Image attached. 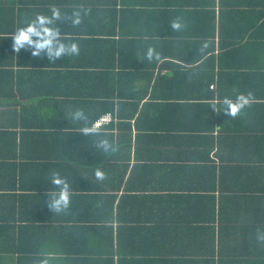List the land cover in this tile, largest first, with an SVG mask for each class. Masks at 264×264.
I'll use <instances>...</instances> for the list:
<instances>
[{"label":"crops","instance_id":"obj_1","mask_svg":"<svg viewBox=\"0 0 264 264\" xmlns=\"http://www.w3.org/2000/svg\"><path fill=\"white\" fill-rule=\"evenodd\" d=\"M51 4L87 9L56 22L78 51H13L16 24ZM249 91L235 116L219 108ZM87 96L95 112L114 104L94 134L93 108L71 115ZM54 172L70 192L59 213ZM258 233L264 0H0V264H264Z\"/></svg>","mask_w":264,"mask_h":264},{"label":"clouds","instance_id":"obj_2","mask_svg":"<svg viewBox=\"0 0 264 264\" xmlns=\"http://www.w3.org/2000/svg\"><path fill=\"white\" fill-rule=\"evenodd\" d=\"M50 12H35L16 24L14 30L11 32L12 49L15 52L21 50H30L33 56L39 57L41 53L48 55L49 59H54L57 56L64 55L67 51H78L75 43L66 44L62 39V34L59 31V26L56 23L62 16V9H70V15L74 24H78L82 10L87 11L84 5L72 4L70 6H61L58 4L49 5ZM173 29H182L183 22L180 18L174 19L171 22ZM201 51L208 47V42L202 41L199 45ZM145 56L149 61L159 58V52L154 46H149L145 51ZM252 93L249 91L238 92L235 95H224L219 101V108L225 111L229 116H235L238 112L244 109L251 103ZM72 119H84L82 109L77 108L72 114ZM81 130L85 134H94L99 132L100 122L95 118L91 124L85 123L81 125ZM98 146H102L107 151H116L115 141H109L108 138H103L98 142ZM97 179H104L105 172L97 167L93 171ZM53 185L58 186L51 193L50 206L57 212H61L68 207L70 202V192L68 189V182L65 177L54 172L51 176ZM264 238L258 233V239ZM42 258L34 260L33 264H56L54 256L49 254H42Z\"/></svg>","mask_w":264,"mask_h":264},{"label":"trees","instance_id":"obj_3","mask_svg":"<svg viewBox=\"0 0 264 264\" xmlns=\"http://www.w3.org/2000/svg\"><path fill=\"white\" fill-rule=\"evenodd\" d=\"M104 73H106V72H104ZM150 78H152V77H150ZM213 80V77L211 78V81ZM117 93V95H118V93H119V91H117L116 92ZM81 108L84 110L83 112H86L87 110H90L91 108H93L94 109V103L92 102V99L91 98H89L88 96H87V100H83V101H81ZM114 106V104L113 105H111V106H104V107H102L101 109H99V110H97L96 112H95V109H94V115H93V117L92 118H100L101 117V115H102V113H104V112H106V111H108L109 109H112V107ZM91 111V110H90ZM92 112V111H91ZM105 114H107V113H105ZM93 119V120H94ZM113 120V119H112ZM111 120V121H112ZM110 121V122H111ZM110 122H109V124H110ZM92 123V122H91ZM91 123H89V124H91ZM106 124H108V123H106ZM106 124H104V125H106ZM104 125H102L101 127H100V129H104ZM111 125V124H110ZM109 125V126H110ZM109 126H106V127H109Z\"/></svg>","mask_w":264,"mask_h":264},{"label":"built area","instance_id":"obj_4","mask_svg":"<svg viewBox=\"0 0 264 264\" xmlns=\"http://www.w3.org/2000/svg\"><path fill=\"white\" fill-rule=\"evenodd\" d=\"M98 119H99L100 127H101L102 125L109 123L113 119V117L111 116L110 113H107V114L102 115Z\"/></svg>","mask_w":264,"mask_h":264}]
</instances>
